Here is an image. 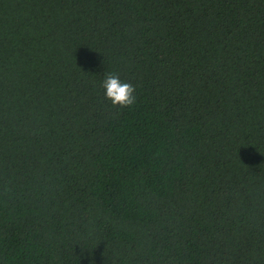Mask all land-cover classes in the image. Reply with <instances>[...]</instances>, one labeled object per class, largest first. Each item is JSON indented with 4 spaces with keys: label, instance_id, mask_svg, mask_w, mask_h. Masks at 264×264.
I'll list each match as a JSON object with an SVG mask.
<instances>
[{
    "label": "trees",
    "instance_id": "obj_1",
    "mask_svg": "<svg viewBox=\"0 0 264 264\" xmlns=\"http://www.w3.org/2000/svg\"><path fill=\"white\" fill-rule=\"evenodd\" d=\"M0 264H264V0H0Z\"/></svg>",
    "mask_w": 264,
    "mask_h": 264
},
{
    "label": "clouds",
    "instance_id": "obj_2",
    "mask_svg": "<svg viewBox=\"0 0 264 264\" xmlns=\"http://www.w3.org/2000/svg\"><path fill=\"white\" fill-rule=\"evenodd\" d=\"M104 96L113 106L130 107L136 101L135 88L132 84L121 80L119 76L108 73L102 81Z\"/></svg>",
    "mask_w": 264,
    "mask_h": 264
}]
</instances>
